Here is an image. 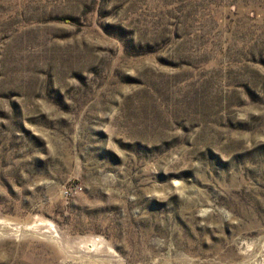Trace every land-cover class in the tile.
<instances>
[{"label": "rangeland", "instance_id": "374dc122", "mask_svg": "<svg viewBox=\"0 0 264 264\" xmlns=\"http://www.w3.org/2000/svg\"><path fill=\"white\" fill-rule=\"evenodd\" d=\"M0 264H264V0H0Z\"/></svg>", "mask_w": 264, "mask_h": 264}]
</instances>
